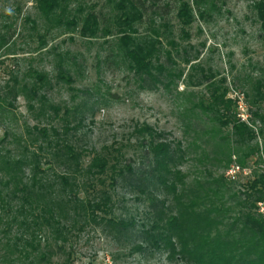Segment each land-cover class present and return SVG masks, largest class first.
<instances>
[{
	"label": "trees",
	"instance_id": "1",
	"mask_svg": "<svg viewBox=\"0 0 264 264\" xmlns=\"http://www.w3.org/2000/svg\"><path fill=\"white\" fill-rule=\"evenodd\" d=\"M80 1L35 0L37 17L23 23L31 24L42 46L54 31L57 36L77 34L94 48L91 67L97 72L123 70L141 91L167 87L171 82L165 78L175 77L160 62L172 61L163 42L177 47L168 16L175 13L181 37L189 39L187 29L215 3L106 0L110 9L104 13L95 12L96 5L87 10ZM68 2L76 7L70 8ZM253 9L264 44V0L255 2ZM20 11L15 7L16 13ZM1 27L6 31L0 29V51L16 37L11 24ZM56 60L52 75L29 68L21 80L13 76L12 84L0 91V101L8 100L7 107L12 108L21 95L27 108H38L42 118L32 127L34 134L0 138V264H71L78 243L89 233H98L111 245L113 264L152 253H166L184 264H264V214L258 207L264 205V170L252 169L257 161L246 162L258 149L236 159L235 168L250 172L244 183L216 175L213 169L227 170L234 153L256 139L255 123L264 125V71L250 82L251 103L257 107L251 116L248 110L250 120L241 121L237 99L228 98L222 84H210L205 97L189 110L198 109L202 115L196 118L207 120L208 127L199 131L195 122H189L183 146L167 143L145 125L136 130L141 155L134 162L124 160L120 148L113 146L100 151L76 146L68 133L81 125L82 111H95L116 95L97 86L76 89L84 75L74 68L70 53L56 54ZM207 80L203 76L193 84L201 86ZM53 83L69 92L70 101H81L50 102ZM240 94L247 101L248 92ZM74 117L79 120L71 127ZM206 146L213 147L212 154ZM190 158L200 165L194 169L198 175L178 169ZM258 162L261 165L262 157ZM127 195L142 209L139 216L117 214Z\"/></svg>",
	"mask_w": 264,
	"mask_h": 264
},
{
	"label": "rangeland",
	"instance_id": "2",
	"mask_svg": "<svg viewBox=\"0 0 264 264\" xmlns=\"http://www.w3.org/2000/svg\"><path fill=\"white\" fill-rule=\"evenodd\" d=\"M34 1L0 0V29L4 32L6 29L1 26L11 24L12 31L14 30L16 35L11 44L0 51V91L5 84H12L13 76L21 80L20 78L29 68L52 75L57 62L56 54L70 53L76 63L74 68L84 75L81 82L75 85L76 89L84 90L97 86L101 91L109 89L116 95L115 100L101 103L95 111H82L81 125L76 131L68 133L72 135L73 142L79 148L100 151L105 147L113 146L115 149L120 148L124 160L137 162L141 150L137 145L136 130L145 125L153 128L167 143L181 142L185 146L189 137L184 134V129L189 122H195L199 131L209 125L207 120L200 121L196 118L202 115L198 109L194 108V113L189 110L205 97L210 84H222L228 92V98L237 101L240 98L245 105L244 114L247 115L249 110L251 116L257 110V107L251 103L250 82L264 71V44L260 38V26L253 9V4L258 0H214L213 7L207 6L206 15L203 18L196 17L187 29L189 39L181 37L180 25L175 13L170 14L167 20L173 31L171 39L177 47L174 48L163 42L166 50L171 54L172 61L162 58L160 62L165 65L166 72L172 73L175 77L165 78V81L171 82L167 87L157 85L150 91L138 90L132 75H128L123 70L97 72L91 67L94 48H90L88 42L79 39L77 34L57 36V32L54 31L46 37L45 45L42 46L38 35L33 33L31 24L23 23L27 17H37ZM80 3L87 10L88 6L96 5L95 12L106 13L110 9L106 0H83ZM68 4L70 8L76 7L74 2ZM15 7L21 9L20 13L15 12ZM38 25L42 26L40 19ZM140 32L143 30L140 29ZM71 37L74 41L70 40ZM192 68L195 69L191 70ZM75 69L72 72H75ZM178 74H180L179 78ZM203 76L208 78V83L194 86L193 83ZM53 84V89L48 90L50 102L55 104L67 102L68 105H76L81 101V98L70 101L69 92L61 85ZM246 91L249 98L244 101L245 98L240 93ZM6 102L0 101V138L4 134H34L32 127L38 124L39 120L42 121L37 114L38 108L34 111L29 110L27 101L21 95L12 102V108L7 107ZM261 114H264V104L261 105ZM250 116H245L241 121L247 122ZM78 120L79 117L71 118L70 126L76 125ZM254 127L256 139L234 153L232 163L227 170L215 169L214 166L216 175L234 177L240 183L250 179L248 170H236L234 166L236 159L249 149H258V152L252 154L246 162L257 161L254 164L256 167L252 169L264 170V125L256 122ZM223 132L227 133V131ZM206 147L209 154H212L213 147ZM258 157H262L261 165L258 164ZM190 160L193 159L180 162L178 169L183 173L191 170L189 172L191 176H195V173L198 175L194 169L200 166L199 163ZM124 200L125 202L118 204L117 214L122 216L130 214L136 217L141 214L142 209L133 202V198L127 195ZM258 207L259 212L264 214V205L259 204ZM111 248L103 236L89 233L78 243L71 264H113L110 257ZM116 264L184 263L179 259H169L166 253H152L126 257Z\"/></svg>",
	"mask_w": 264,
	"mask_h": 264
},
{
	"label": "built area",
	"instance_id": "3",
	"mask_svg": "<svg viewBox=\"0 0 264 264\" xmlns=\"http://www.w3.org/2000/svg\"><path fill=\"white\" fill-rule=\"evenodd\" d=\"M237 110H238L239 117L241 118V120H244V117L247 116V115L244 114L245 105L243 104V102H242V100L240 98L237 101ZM233 170H235V168ZM236 170H238V168H236Z\"/></svg>",
	"mask_w": 264,
	"mask_h": 264
}]
</instances>
